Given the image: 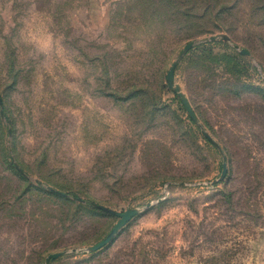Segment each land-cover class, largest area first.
Instances as JSON below:
<instances>
[{
  "label": "rangeland",
  "instance_id": "rangeland-1",
  "mask_svg": "<svg viewBox=\"0 0 264 264\" xmlns=\"http://www.w3.org/2000/svg\"><path fill=\"white\" fill-rule=\"evenodd\" d=\"M0 99V264H264V0H0Z\"/></svg>",
  "mask_w": 264,
  "mask_h": 264
},
{
  "label": "water",
  "instance_id": "water-1",
  "mask_svg": "<svg viewBox=\"0 0 264 264\" xmlns=\"http://www.w3.org/2000/svg\"><path fill=\"white\" fill-rule=\"evenodd\" d=\"M216 40H220L224 43L230 44L229 37L224 35V34H218V35H214V36H210L208 38L202 39L201 43L215 42ZM193 48H194L193 42L187 43L182 48V50L178 54V57L171 64V66L168 68L166 76H165V81H166L167 86L170 88L171 92L180 101V103H181L182 107L184 108L185 112L187 113L189 119L199 127L201 136L207 142H209L220 154V156L222 158V164H221V174L219 177V181H222L224 179V177L226 176V171H227L226 160H225V157L223 155V152L220 149V146L209 136V134L204 129H202L200 127V125L198 124L197 118H196V116L192 110V107L190 106V103L188 102L187 98L181 92L180 87L177 84H174V71H175L179 61ZM232 48L236 51H239V54L241 56H246V57L248 56V52L246 50H239L238 46H236V45H232ZM1 107H2V100L0 99V108ZM0 115L2 116L1 111H0ZM13 167L15 170H17L18 173L23 175L22 171L19 170L16 165H13ZM213 183L215 184V182H213ZM76 200L78 202L84 203V201H82L80 199H76ZM92 206L96 210H98L104 214L110 215L113 218L117 219L118 221L114 224V226L112 227L110 232L100 242H98L97 244L87 248V250L85 251L86 253H94V252L104 248L106 245H108L112 241V239L115 237V235L118 233V231L120 229H122L125 225H127L139 213L137 209H130V210H127L123 213H120V212H115V211L108 209V208L101 206V205L93 204ZM149 206H150V204L146 205L147 208ZM63 254L64 253H55V254L48 255L45 259V264H49L50 262H53V261L59 259L60 257L63 256Z\"/></svg>",
  "mask_w": 264,
  "mask_h": 264
},
{
  "label": "trees",
  "instance_id": "trees-1",
  "mask_svg": "<svg viewBox=\"0 0 264 264\" xmlns=\"http://www.w3.org/2000/svg\"><path fill=\"white\" fill-rule=\"evenodd\" d=\"M233 51V50H232ZM247 51V50H246ZM234 53H235V57H229V58H231V59H233L234 61L236 60V58H238V59H240L241 61H246L244 58H242L238 53H236L235 51H233ZM248 52V51H247ZM249 53V52H248ZM212 54H210V56H211ZM214 58H215V60H219V57L218 56H213ZM252 70H254L251 66H249ZM258 89V88H257ZM194 112V111H193ZM195 114V113H194ZM188 121L190 122V124L191 125H193L194 126V123L188 118ZM198 131H200L199 129H198ZM206 141V140H205ZM207 142V141H206ZM209 145H211L209 142H207ZM212 146V145H211ZM48 191H49V194H52V195H54V196H60V197H66V195L65 194H63V193H60V192H58V191H55V190H53L52 188H48ZM73 199L74 200H76L77 199V197L76 196H73ZM107 215V214H106ZM51 263V262H50Z\"/></svg>",
  "mask_w": 264,
  "mask_h": 264
}]
</instances>
